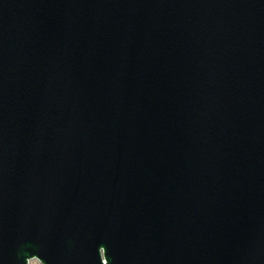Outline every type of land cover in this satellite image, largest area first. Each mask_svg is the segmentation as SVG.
<instances>
[{
	"label": "water",
	"instance_id": "obj_1",
	"mask_svg": "<svg viewBox=\"0 0 264 264\" xmlns=\"http://www.w3.org/2000/svg\"><path fill=\"white\" fill-rule=\"evenodd\" d=\"M264 264V0H0V264Z\"/></svg>",
	"mask_w": 264,
	"mask_h": 264
},
{
	"label": "rangeland",
	"instance_id": "obj_2",
	"mask_svg": "<svg viewBox=\"0 0 264 264\" xmlns=\"http://www.w3.org/2000/svg\"><path fill=\"white\" fill-rule=\"evenodd\" d=\"M31 264H42L38 259H34L31 261Z\"/></svg>",
	"mask_w": 264,
	"mask_h": 264
}]
</instances>
